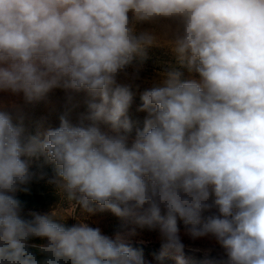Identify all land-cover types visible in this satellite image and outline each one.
Masks as SVG:
<instances>
[{"label":"clouds","instance_id":"1","mask_svg":"<svg viewBox=\"0 0 264 264\" xmlns=\"http://www.w3.org/2000/svg\"><path fill=\"white\" fill-rule=\"evenodd\" d=\"M153 47L176 63L143 81L134 128ZM55 89L85 111L37 134L0 98V264H146L136 228L105 235L97 210L156 231L157 259L218 246L220 264H264V0H0V94ZM35 185L48 212L18 199Z\"/></svg>","mask_w":264,"mask_h":264},{"label":"rangeland","instance_id":"2","mask_svg":"<svg viewBox=\"0 0 264 264\" xmlns=\"http://www.w3.org/2000/svg\"><path fill=\"white\" fill-rule=\"evenodd\" d=\"M175 63V57L167 48L153 47L148 49L147 58L141 71V81H137L140 87L138 89L133 87L134 102L129 115L133 121L134 128L142 127L144 114L137 112L136 107L141 103V92L149 86V84L143 81L150 80L156 72L164 70L169 66H174ZM0 98L5 102L21 106L26 130L32 134L42 133L49 126H58L59 116L66 112L69 118L73 122H76L80 113L85 111L83 94L65 92L62 89L53 90L45 100L33 104H25L22 96L0 94ZM47 171L51 173L50 168ZM18 199H20L26 210H34L41 213L48 212L57 202V198L43 185L33 186L29 194H18ZM56 210L61 215H67L72 212V208L66 204L58 205ZM77 211H79V208H77ZM74 222L73 220H69V224ZM88 222L93 227H99L103 234L111 237H114L116 232L125 230L126 228H136L138 235L130 244L142 252L146 264H177L175 253L170 252L164 255L162 259H157L161 253V241L156 231L140 228L134 224L125 225L108 210H97L94 214H90ZM178 224L183 233V223L178 222ZM184 240L186 244L190 243L187 237ZM206 246V241H197L193 245V247L201 249ZM184 259L186 264H220L225 257L223 256V251L217 246L213 251L208 253L203 250L195 251L186 248Z\"/></svg>","mask_w":264,"mask_h":264}]
</instances>
